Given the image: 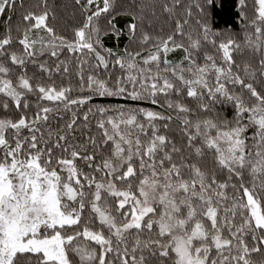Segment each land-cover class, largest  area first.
<instances>
[{"label": "snow or ice", "instance_id": "snow-or-ice-1", "mask_svg": "<svg viewBox=\"0 0 264 264\" xmlns=\"http://www.w3.org/2000/svg\"><path fill=\"white\" fill-rule=\"evenodd\" d=\"M254 2L250 17L247 0H235L237 39L230 25L210 24L214 0L161 4L167 33L145 30L155 4L134 0L117 10L116 0H73L81 19L71 37L50 23L57 17L49 0H0V16L7 13L0 33V264H255L252 254L264 253V0ZM118 16L127 17L123 27ZM104 37L117 41L115 50ZM17 41L22 50L13 47ZM244 49L259 57L258 66L237 63ZM177 50L182 56L170 59ZM71 57L79 82L57 86L52 73H67ZM30 65L37 71L30 74ZM94 96L174 110L186 144L159 130L161 122L169 129L173 115L124 104L89 105L82 127L98 112L100 135L76 140L73 109L82 111ZM60 108L72 119L42 128ZM193 153L212 157L214 167L189 163Z\"/></svg>", "mask_w": 264, "mask_h": 264}, {"label": "trees", "instance_id": "trees-1", "mask_svg": "<svg viewBox=\"0 0 264 264\" xmlns=\"http://www.w3.org/2000/svg\"><path fill=\"white\" fill-rule=\"evenodd\" d=\"M19 2V0H18ZM38 0H25L26 5L27 4H35L37 3ZM136 3H146L148 5H156V16H151L150 12H146V19L144 22V27L145 30L148 31L149 33H158L161 29L163 30L164 33L169 32L170 26L167 21V14L162 13L160 9V5L167 2L169 6L172 5V0H135ZM190 0H182L183 4L189 3ZM216 3V8L213 10L212 6H209V19H210V24L217 29H224L227 26H231L233 30L236 33V38L237 39H242V35L240 34V21L236 15L237 9L235 8V0H214ZM134 0H116V5H117V10H123V9H128L131 5H133ZM49 4L53 5L55 8L56 12V20L50 21V23L53 24V26L56 28L57 32L65 35L67 37L72 36V26L76 24L80 19V12L79 10L74 6L73 0H49ZM248 7L246 11L249 13V16L252 17L255 15V2L254 0H247ZM177 15L182 14L183 9L178 7L176 9ZM193 15L195 17L196 15V10L193 9ZM7 18V13H5L3 16H0V33L4 31L3 28V23L2 21ZM20 19V13L19 11L15 14H13L12 17V23L15 25ZM127 17L124 16H118L116 22L120 27H123V24ZM151 20V25L149 26L148 21ZM103 24V21L101 22ZM194 25V19L192 21ZM15 35V33H14ZM104 43L106 47H112L114 50L116 49L117 46V41L114 38H109V37H104ZM14 48L16 49H21L22 46L18 44V41L14 43L13 45ZM124 47V41L123 39L119 42V49H123ZM135 47V46H134ZM143 54V53H142ZM182 50H177L174 53L169 54L170 59H178L180 56H182ZM42 60H47L48 64L51 67H55V64L57 61L54 58H50L48 56H43L41 57ZM61 60H66L68 59V53L65 51L63 55L60 57ZM235 59L237 63H240L241 66H243V63L248 62L253 64L254 66H258V60L259 57L256 56L254 53L250 52L247 49H244L242 52H237L235 54ZM109 68H111V64L109 65ZM37 71V69L33 68L31 65L29 66V73ZM78 71L77 67V60L75 57H71L68 63V72L64 73L63 68H61L60 72H54L52 73L53 79L56 83L57 86L63 84L64 86H69L72 85L75 87L78 82H79V77L76 75ZM90 71L89 66L84 67V72H85V78L87 74ZM102 71V70H101ZM120 71L117 68V70L113 73V79L115 78V75H119ZM35 83V81H33ZM175 98V97H173ZM185 103L189 104L191 107H195V102L191 99L185 100ZM92 104H100V105H105V106H113V105H118V104H124L126 106H139V107H145V108H150L155 111H162L166 115H173V120L169 126V129L165 130L162 127V124L165 122H161V127H160V132L168 135V137L177 144V146H182V144H186V138H182L183 134L180 130V124H179V119L177 118V115L175 111H169L165 108H160L157 105H152L150 103H146L143 101H138V102H133L131 100L125 99L123 97H108V98H103V97H98L94 96L91 101L88 102V104L83 106V110H78V109H73L74 111L78 112L77 116V125L78 128L74 130V135L76 140L83 142L84 137L86 135H97L99 136L100 133L96 129V121L99 119V113H90L89 114V127L87 129L83 128L82 125L84 123L83 121V112L87 111L88 106ZM231 108L228 109V114L231 115ZM32 112H35V108L32 109ZM113 114V113H109ZM2 115V113H0ZM49 120L46 125H41L42 128H52L56 129L59 128L62 124L67 123L69 120L72 119V113L65 111L63 108H60L58 111H54L49 114ZM182 118V114H181ZM141 119H143L141 117ZM254 129L249 128L247 132L245 133L246 136L251 137ZM25 134H27V130H25ZM247 146L248 149L251 150V152L254 154L256 149L254 146V142L252 140L247 141ZM184 155L187 157L188 153L185 152ZM189 163L196 162L198 165L205 170H211L214 165L215 161L212 157L208 156L207 154L204 157L201 158H196L195 154L193 153L192 156L188 160ZM79 163V161L77 162ZM218 178L220 180H223L225 178V174L220 173L217 171ZM244 178L245 182L251 186L253 183L252 177L249 175L248 171L245 170L244 172ZM261 178H257L256 184L259 185ZM229 194L231 195L233 190L231 187L228 189ZM226 234V233H225ZM147 238V234L142 236V239ZM264 247V246H261ZM251 258L253 261H255V264H264V253H253ZM73 259L78 261V258L73 256Z\"/></svg>", "mask_w": 264, "mask_h": 264}, {"label": "rangeland", "instance_id": "rangeland-1", "mask_svg": "<svg viewBox=\"0 0 264 264\" xmlns=\"http://www.w3.org/2000/svg\"><path fill=\"white\" fill-rule=\"evenodd\" d=\"M171 54V53H170Z\"/></svg>", "mask_w": 264, "mask_h": 264}]
</instances>
